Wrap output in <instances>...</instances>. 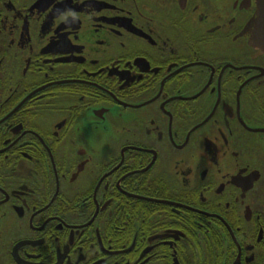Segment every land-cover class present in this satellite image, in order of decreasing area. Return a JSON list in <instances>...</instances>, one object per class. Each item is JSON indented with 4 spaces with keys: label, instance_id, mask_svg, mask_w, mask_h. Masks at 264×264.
Wrapping results in <instances>:
<instances>
[{
    "label": "flooded vegetation",
    "instance_id": "flooded-vegetation-1",
    "mask_svg": "<svg viewBox=\"0 0 264 264\" xmlns=\"http://www.w3.org/2000/svg\"><path fill=\"white\" fill-rule=\"evenodd\" d=\"M257 0H0V264H264Z\"/></svg>",
    "mask_w": 264,
    "mask_h": 264
},
{
    "label": "water",
    "instance_id": "water-1",
    "mask_svg": "<svg viewBox=\"0 0 264 264\" xmlns=\"http://www.w3.org/2000/svg\"><path fill=\"white\" fill-rule=\"evenodd\" d=\"M255 17L248 24V32L251 31L250 46L264 55V0H257Z\"/></svg>",
    "mask_w": 264,
    "mask_h": 264
}]
</instances>
